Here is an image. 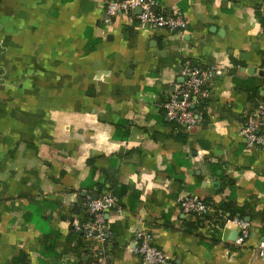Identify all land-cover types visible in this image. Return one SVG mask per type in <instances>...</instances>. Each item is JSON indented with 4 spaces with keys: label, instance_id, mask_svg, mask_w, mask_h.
<instances>
[{
    "label": "crops",
    "instance_id": "obj_1",
    "mask_svg": "<svg viewBox=\"0 0 264 264\" xmlns=\"http://www.w3.org/2000/svg\"><path fill=\"white\" fill-rule=\"evenodd\" d=\"M110 1L0 0V264L21 252L42 264V250L60 256L50 264H93L96 241L77 247L72 231L91 215L82 198L94 182L129 188L123 214H105L110 264H143L140 227L167 264H264V144L240 134L264 102V0H157L183 17L179 32L142 25L138 10L108 19ZM185 60L222 71L194 127L163 108ZM189 193L243 208L251 237L236 247L233 219L218 243L209 222L188 233L177 200ZM41 216L60 233L53 250Z\"/></svg>",
    "mask_w": 264,
    "mask_h": 264
},
{
    "label": "built area",
    "instance_id": "obj_2",
    "mask_svg": "<svg viewBox=\"0 0 264 264\" xmlns=\"http://www.w3.org/2000/svg\"><path fill=\"white\" fill-rule=\"evenodd\" d=\"M157 0H112L107 4L106 14L110 19L125 13H134L140 9L138 19L142 25L155 31L179 32L186 27V22L178 14L167 13L158 9ZM219 67H203L191 60H185L181 68L184 82L178 85L164 102L163 108L167 118L177 124L189 127L197 126L204 120L201 110L202 102L211 96L207 87L208 81L218 73ZM241 137L249 147H260L264 144V102L260 101L255 111L248 115L241 128ZM181 211L186 215L212 213V206L195 194L180 196L177 200ZM88 206L92 218L76 224L77 230L83 231L87 239L95 240L93 264H110L107 250V229L105 214L117 211L123 214L118 197L111 191L103 192L95 199L88 196ZM238 236L234 241L241 247L251 237L253 227L249 221L234 218ZM136 250L142 257L143 264H167L169 256L153 240L147 228L140 227L135 232ZM260 255L264 257V242L260 244Z\"/></svg>",
    "mask_w": 264,
    "mask_h": 264
},
{
    "label": "trees",
    "instance_id": "obj_3",
    "mask_svg": "<svg viewBox=\"0 0 264 264\" xmlns=\"http://www.w3.org/2000/svg\"><path fill=\"white\" fill-rule=\"evenodd\" d=\"M252 98H253V95H251V99ZM95 161H96L95 158H91L88 161L91 167L90 181L93 180L92 177H94L96 173ZM214 166H216V170H217L216 172H218L219 165L215 164ZM87 189H90V188L87 187ZM91 189L93 190L91 194L92 196L95 194L99 196L102 194L104 187H102L101 184L94 182ZM128 190L129 188L125 186L123 187L114 186L112 188V193H114L120 201L122 196L125 195ZM87 197L88 196H85L82 199L87 201ZM213 208H214V211L212 213H205V214L199 213V214L192 215L194 218V221H189L187 223V227H186L187 232L188 233L196 232L200 227H205L206 223L209 222L211 225V234H210L209 240H211L213 243H218L221 241L222 229L224 228L228 220L234 219V218L246 219V216H247V213L244 211L243 208L234 205L231 201H224L220 204H214ZM33 214H34L33 211L26 214L27 221H36V219L32 217ZM90 218H92V215L89 216L88 214V217H86L83 221H81V223ZM41 219L44 220L45 224L43 225H46V226H43L42 224H39V223L37 224V226L42 230L43 235L47 237V239L44 240L43 242V248L53 250L55 248L54 237H59L60 233H58L57 231H54L53 229H51V227H49L48 219H45L44 217L42 218V216H41ZM72 233H73V239H75L77 247L86 248L87 245L85 243V233L83 231L75 229V227L73 228ZM50 237H53V238L50 239ZM202 240L206 242L205 240H208V239L207 237H205V235L204 236L202 235ZM51 241H53V245L50 244ZM208 246H211V244L209 243ZM42 255L44 257L51 258L52 260H54V262H57L60 259V256L54 251L48 253L42 250ZM44 257H41V263L50 264V262H48ZM12 264H31L29 254L25 252H21L20 255L12 259Z\"/></svg>",
    "mask_w": 264,
    "mask_h": 264
},
{
    "label": "water",
    "instance_id": "obj_4",
    "mask_svg": "<svg viewBox=\"0 0 264 264\" xmlns=\"http://www.w3.org/2000/svg\"><path fill=\"white\" fill-rule=\"evenodd\" d=\"M138 11L141 12L140 9H138ZM85 194H86V193L84 192L83 195H85ZM94 198L97 199V198H98V195H94ZM247 220L249 221V219H247ZM235 234H236V237L234 238V240H236V238H237V234H238V233H235Z\"/></svg>",
    "mask_w": 264,
    "mask_h": 264
}]
</instances>
